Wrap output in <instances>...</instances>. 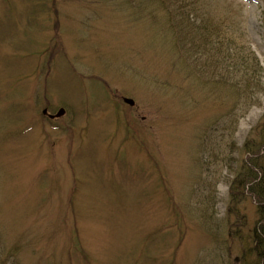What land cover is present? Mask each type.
Here are the masks:
<instances>
[{
  "label": "rangeland",
  "instance_id": "1",
  "mask_svg": "<svg viewBox=\"0 0 264 264\" xmlns=\"http://www.w3.org/2000/svg\"><path fill=\"white\" fill-rule=\"evenodd\" d=\"M174 1L0 0V264H242L264 0L184 2L257 57L240 112L222 68L177 56Z\"/></svg>",
  "mask_w": 264,
  "mask_h": 264
},
{
  "label": "trees",
  "instance_id": "2",
  "mask_svg": "<svg viewBox=\"0 0 264 264\" xmlns=\"http://www.w3.org/2000/svg\"><path fill=\"white\" fill-rule=\"evenodd\" d=\"M185 1L176 0L175 15L169 16L166 28L174 49L181 54H177L181 57L179 59L182 60L183 56L185 61L193 62L195 73L200 77L209 76L210 73L214 81L222 75L219 74L222 68L226 75L222 79L227 80L224 83L237 96L236 112L256 105L259 93L263 91V70L257 57L239 48L229 33L230 27L222 23L214 24L207 17L201 20L196 10L191 9L196 2L185 6ZM189 9L191 11L187 13ZM262 16L264 23V10ZM238 151L245 152L249 163L243 162L236 173L230 189L231 197L235 200L238 193H246L244 195L253 198L257 217L250 230L249 247L243 254L242 264H264V116L249 133L244 147Z\"/></svg>",
  "mask_w": 264,
  "mask_h": 264
},
{
  "label": "water",
  "instance_id": "3",
  "mask_svg": "<svg viewBox=\"0 0 264 264\" xmlns=\"http://www.w3.org/2000/svg\"><path fill=\"white\" fill-rule=\"evenodd\" d=\"M125 102H126L127 104L131 105V106L134 105V102H133L132 100L126 99ZM46 113H47V112L45 111L44 114H46ZM63 113H64V112H63V110H62V111H60V112L58 113L57 116L60 117V116L63 115Z\"/></svg>",
  "mask_w": 264,
  "mask_h": 264
}]
</instances>
